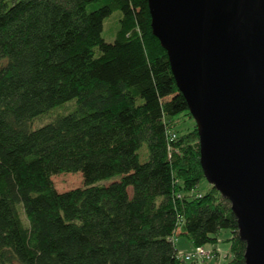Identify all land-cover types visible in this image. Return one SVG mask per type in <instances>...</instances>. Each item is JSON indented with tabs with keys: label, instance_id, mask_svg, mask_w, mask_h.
<instances>
[{
	"label": "trees",
	"instance_id": "trees-1",
	"mask_svg": "<svg viewBox=\"0 0 264 264\" xmlns=\"http://www.w3.org/2000/svg\"><path fill=\"white\" fill-rule=\"evenodd\" d=\"M63 172L84 185L58 191ZM202 180L196 122L148 0H0V264H197L174 238L204 246L222 229L228 264H244L230 202L211 184L201 192Z\"/></svg>",
	"mask_w": 264,
	"mask_h": 264
},
{
	"label": "water",
	"instance_id": "water-1",
	"mask_svg": "<svg viewBox=\"0 0 264 264\" xmlns=\"http://www.w3.org/2000/svg\"><path fill=\"white\" fill-rule=\"evenodd\" d=\"M199 135L206 180L230 202L244 264H264V0H148Z\"/></svg>",
	"mask_w": 264,
	"mask_h": 264
},
{
	"label": "rangeland",
	"instance_id": "rangeland-1",
	"mask_svg": "<svg viewBox=\"0 0 264 264\" xmlns=\"http://www.w3.org/2000/svg\"><path fill=\"white\" fill-rule=\"evenodd\" d=\"M120 16H121V12L119 10H114L110 15H108L105 18L102 35L106 41L113 42L115 40L119 29ZM74 109H75V100L67 101L51 109L46 114H43L35 118L31 123V128L37 129L42 125L50 122L57 115L68 114ZM176 122H177L176 129H181L184 123L183 115L179 116ZM140 153H141V160L145 161L149 155L147 144L143 145V147L140 150ZM52 180L54 182L55 187L60 192L67 191L84 185V178L81 172L58 173L52 177ZM105 183L108 184L109 182H105ZM209 187H210V183L207 180H202L198 189L201 192H205L209 189ZM129 193L130 194L132 193L131 187L129 188ZM22 215L23 218L26 220L25 214L23 213ZM230 233L231 232L229 229H222L218 233V239L215 243L205 244L204 247L207 250H212L214 246L217 249L219 255L216 256L215 258H211L203 261L200 260L197 262V264H213L215 263L213 261H217L216 259L219 257H220L219 259H222L220 264H228V262L232 258L231 243L228 240ZM174 243L179 253L186 252V250L192 249L193 246L192 241L187 236L180 234L175 237Z\"/></svg>",
	"mask_w": 264,
	"mask_h": 264
},
{
	"label": "built area",
	"instance_id": "built-area-1",
	"mask_svg": "<svg viewBox=\"0 0 264 264\" xmlns=\"http://www.w3.org/2000/svg\"><path fill=\"white\" fill-rule=\"evenodd\" d=\"M217 253L215 250H207L204 246L194 247L189 252L178 253V257L186 263L203 261L211 258H215Z\"/></svg>",
	"mask_w": 264,
	"mask_h": 264
},
{
	"label": "crops",
	"instance_id": "crops-1",
	"mask_svg": "<svg viewBox=\"0 0 264 264\" xmlns=\"http://www.w3.org/2000/svg\"><path fill=\"white\" fill-rule=\"evenodd\" d=\"M231 232V231H230ZM232 236V232L230 233V236H229V238ZM213 248H215L214 246H213ZM220 248V247H219ZM194 249V245L192 246V249H190V250H186V252H189V251H191V250H193ZM216 249V248H215ZM228 254V253H227ZM226 257H227V255H226ZM220 258V257H219ZM219 258H217L216 260L217 261H213V262H215V263H213V264H220L221 263V260L222 259H219Z\"/></svg>",
	"mask_w": 264,
	"mask_h": 264
},
{
	"label": "bare ground",
	"instance_id": "bare-ground-1",
	"mask_svg": "<svg viewBox=\"0 0 264 264\" xmlns=\"http://www.w3.org/2000/svg\"><path fill=\"white\" fill-rule=\"evenodd\" d=\"M174 242H175V238H174ZM212 250H215V251H216V253H217V256L219 255V254H218V251H217V249H215V248H212Z\"/></svg>",
	"mask_w": 264,
	"mask_h": 264
}]
</instances>
